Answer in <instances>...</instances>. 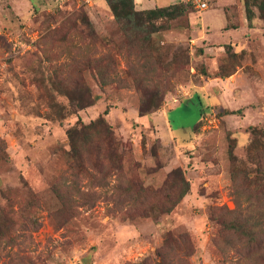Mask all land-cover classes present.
<instances>
[{"label": "rangeland", "instance_id": "obj_1", "mask_svg": "<svg viewBox=\"0 0 264 264\" xmlns=\"http://www.w3.org/2000/svg\"><path fill=\"white\" fill-rule=\"evenodd\" d=\"M206 1L0 0V264H264L260 0Z\"/></svg>", "mask_w": 264, "mask_h": 264}, {"label": "trees", "instance_id": "obj_2", "mask_svg": "<svg viewBox=\"0 0 264 264\" xmlns=\"http://www.w3.org/2000/svg\"><path fill=\"white\" fill-rule=\"evenodd\" d=\"M110 7L115 15V17L122 21L124 20L126 22V25L129 28H132L134 25L135 27H138L140 24V19H143L145 16L150 19H159L163 17H171L174 15V6L172 7H159L153 10H149L146 12H136L134 10V0H108ZM176 8V7H175ZM258 9L260 11L261 18L264 22V0H260L258 4ZM246 12H247V18L248 20H251L254 16V12L251 9L249 2L246 1ZM135 22V24H134ZM146 107L144 105L140 106L141 112H145ZM234 113V112H233ZM78 135H80V131L78 128L72 129L68 132V136L72 145V148L74 151L78 149L79 143H80V137L78 138ZM112 138L109 139V143H115V140L112 135H110ZM85 141V140H84ZM112 146V145H110ZM262 180V179H261ZM264 193V190H263ZM181 199H178L175 201L174 206L175 207Z\"/></svg>", "mask_w": 264, "mask_h": 264}, {"label": "crops", "instance_id": "obj_3", "mask_svg": "<svg viewBox=\"0 0 264 264\" xmlns=\"http://www.w3.org/2000/svg\"><path fill=\"white\" fill-rule=\"evenodd\" d=\"M137 2H138V4L141 6H146V4H150V0H137ZM151 5V4H150ZM145 9H147V8H150V7H144ZM240 31V29H237V28H230V29H227V30H225V32L224 33H226V35L227 34H230V35H228V37L227 38H229V39H231L230 38V36H236V34H238V32ZM232 34V35H231ZM224 35V34H223ZM235 39H236V41H238L239 43H241V47L244 45V39H242V37L240 36V37H235ZM232 40V39H231Z\"/></svg>", "mask_w": 264, "mask_h": 264}, {"label": "built area", "instance_id": "obj_4", "mask_svg": "<svg viewBox=\"0 0 264 264\" xmlns=\"http://www.w3.org/2000/svg\"><path fill=\"white\" fill-rule=\"evenodd\" d=\"M186 2L200 11H206L209 7L206 0H186Z\"/></svg>", "mask_w": 264, "mask_h": 264}]
</instances>
